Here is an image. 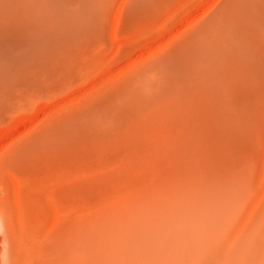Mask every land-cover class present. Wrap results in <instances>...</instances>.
I'll list each match as a JSON object with an SVG mask.
<instances>
[{"label": "bare ground", "instance_id": "bare-ground-1", "mask_svg": "<svg viewBox=\"0 0 264 264\" xmlns=\"http://www.w3.org/2000/svg\"><path fill=\"white\" fill-rule=\"evenodd\" d=\"M0 264H264V0H0Z\"/></svg>", "mask_w": 264, "mask_h": 264}, {"label": "rangeland", "instance_id": "rangeland-1", "mask_svg": "<svg viewBox=\"0 0 264 264\" xmlns=\"http://www.w3.org/2000/svg\"><path fill=\"white\" fill-rule=\"evenodd\" d=\"M5 134L3 133V131H0V138L2 137V136H4ZM2 139H0V141H1Z\"/></svg>", "mask_w": 264, "mask_h": 264}]
</instances>
